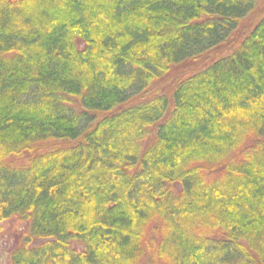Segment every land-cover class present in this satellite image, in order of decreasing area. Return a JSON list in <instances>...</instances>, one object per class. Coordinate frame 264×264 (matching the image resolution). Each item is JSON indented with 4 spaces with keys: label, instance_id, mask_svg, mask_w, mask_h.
Instances as JSON below:
<instances>
[{
    "label": "trees",
    "instance_id": "16d2710c",
    "mask_svg": "<svg viewBox=\"0 0 264 264\" xmlns=\"http://www.w3.org/2000/svg\"><path fill=\"white\" fill-rule=\"evenodd\" d=\"M11 264H264V0H0Z\"/></svg>",
    "mask_w": 264,
    "mask_h": 264
},
{
    "label": "rangeland",
    "instance_id": "374dc122",
    "mask_svg": "<svg viewBox=\"0 0 264 264\" xmlns=\"http://www.w3.org/2000/svg\"><path fill=\"white\" fill-rule=\"evenodd\" d=\"M21 227V224L13 221L2 224V233H0V264H11L10 249L15 234L20 232Z\"/></svg>",
    "mask_w": 264,
    "mask_h": 264
}]
</instances>
